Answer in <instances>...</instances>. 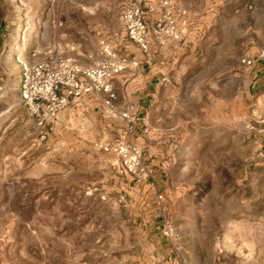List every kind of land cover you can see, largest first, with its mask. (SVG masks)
I'll return each mask as SVG.
<instances>
[{
    "label": "rangeland",
    "instance_id": "374dc122",
    "mask_svg": "<svg viewBox=\"0 0 264 264\" xmlns=\"http://www.w3.org/2000/svg\"><path fill=\"white\" fill-rule=\"evenodd\" d=\"M132 2L150 27L187 10L197 59L147 121L40 127L20 102L22 64L136 60ZM262 49L264 0H0V264H264V110L242 97L264 62L242 59ZM116 143L138 145L147 174L103 148Z\"/></svg>",
    "mask_w": 264,
    "mask_h": 264
},
{
    "label": "built area",
    "instance_id": "2783aa9c",
    "mask_svg": "<svg viewBox=\"0 0 264 264\" xmlns=\"http://www.w3.org/2000/svg\"><path fill=\"white\" fill-rule=\"evenodd\" d=\"M165 5H168V2H165ZM146 15L144 6L132 2L126 6L122 16L129 37L139 44L145 54H148L152 47L150 32L162 46L167 45L170 39L181 40L189 34V14L185 9L179 10L178 13L171 9L166 10L151 27L147 23ZM258 59L264 61V49L258 52L256 58H243L242 63L253 66ZM136 65L137 60L109 51L105 60L89 66L79 64L71 55H51L31 63H23L20 102L29 108L40 127H45L56 119L61 111L70 106L73 99L80 100L90 94H106L105 103L111 106L112 100L116 98L112 78ZM123 117L128 122L135 120L131 111L124 112ZM103 148L121 154L130 173L147 174L138 145L116 143L105 145ZM165 229L166 235L173 234L167 226Z\"/></svg>",
    "mask_w": 264,
    "mask_h": 264
},
{
    "label": "crops",
    "instance_id": "0c3cea01",
    "mask_svg": "<svg viewBox=\"0 0 264 264\" xmlns=\"http://www.w3.org/2000/svg\"><path fill=\"white\" fill-rule=\"evenodd\" d=\"M194 33L190 31L181 40L170 39L167 45L160 48L153 42L148 54L138 50L132 57L138 61V65L112 78L116 98L112 100L111 106L105 103L106 94H90L80 100L73 99L70 106L52 121L53 128L69 130L86 124L94 116L105 121H126L123 113L130 111L135 115V121L149 120L150 110L158 100L161 89L172 83L176 66L197 59L198 35ZM238 82L236 80V84ZM242 97L244 105L251 99L258 108L264 110V62H260L250 76L248 90L243 91ZM136 128L137 124L133 123L132 129L135 131Z\"/></svg>",
    "mask_w": 264,
    "mask_h": 264
}]
</instances>
